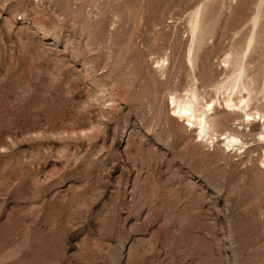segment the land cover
<instances>
[{
    "label": "rangeland",
    "instance_id": "obj_1",
    "mask_svg": "<svg viewBox=\"0 0 264 264\" xmlns=\"http://www.w3.org/2000/svg\"><path fill=\"white\" fill-rule=\"evenodd\" d=\"M263 115L264 0H0V264H264Z\"/></svg>",
    "mask_w": 264,
    "mask_h": 264
},
{
    "label": "bare ground",
    "instance_id": "obj_2",
    "mask_svg": "<svg viewBox=\"0 0 264 264\" xmlns=\"http://www.w3.org/2000/svg\"><path fill=\"white\" fill-rule=\"evenodd\" d=\"M191 109V108H190ZM181 112H184L183 114H181ZM192 112H191V110H189V109H178L177 110V114L179 115V116H181V117H184L185 118V120L188 122V119L189 118H191L193 115L191 114ZM264 116V115H263ZM194 117V116H193ZM192 117V118H193ZM200 124H202L203 126L205 125V121H204V119H201V120H199L198 121ZM262 139V138H261Z\"/></svg>",
    "mask_w": 264,
    "mask_h": 264
}]
</instances>
